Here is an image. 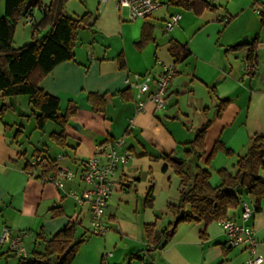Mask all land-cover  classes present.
I'll return each mask as SVG.
<instances>
[{"label": "crops", "instance_id": "crops-1", "mask_svg": "<svg viewBox=\"0 0 264 264\" xmlns=\"http://www.w3.org/2000/svg\"><path fill=\"white\" fill-rule=\"evenodd\" d=\"M39 1L42 6L35 5L29 9L16 24L14 46L31 40L35 25L43 17V6L50 2ZM161 1L163 5L145 19L129 20L127 9L118 7L115 0H100L94 17L91 9L77 13L76 16L88 13L91 25L81 24L77 29L74 60L57 64L38 86L59 98L61 112L69 101L76 105V112L64 129L65 145H69L70 121L77 122L78 128L85 132L77 137L76 155L70 159L63 153L55 154L48 149L35 154H47L53 158L60 154L62 159L58 164L80 171L82 163L93 154L96 144L125 134L126 146L132 156L114 170V188L103 217L109 230L98 238V246L89 252L85 264H100L101 260L104 264H141L142 261L148 264H246L248 251L245 245L229 246L217 220L206 226L184 222L178 232L177 227L182 225L179 222L170 236L163 233L167 237L160 242H165L163 246L147 253L149 239L159 236L173 221L174 217L166 205L178 203L180 178L173 163H179L172 157L184 160V170L190 176L197 167L205 168L211 175L210 183L216 185L219 182L216 170L225 167L234 172L236 163H230L235 166L233 170L226 164L236 154L240 157L246 153L254 134H264V35L261 31L255 33L251 40L241 41L240 35L246 29L239 35L233 33L234 29L229 33L225 32L229 31L227 28L217 29L220 42L209 48L208 35L196 38L208 21L191 29L189 19L191 15L204 19L205 13L217 10L216 4L215 9L197 15L169 0ZM257 2L262 1H254ZM180 9L185 11L182 13ZM3 13L4 0H0V16ZM173 13H179L180 18L171 29L165 30L164 23ZM222 19L220 21L223 22ZM144 26L150 28V35L140 45ZM47 28H41L36 35H42ZM254 38H257L252 61L255 68L245 74L242 70L247 60L245 42ZM174 41L189 50V54L179 62L174 61L169 50ZM239 60L242 63L237 66ZM163 65H173L175 70L168 83L165 106L156 109L151 101H147L144 109L137 111L135 89L127 86L126 78L133 73L155 77L161 73ZM91 92L105 95L103 111H95L88 102L87 95ZM224 98L229 101L218 111V99ZM0 99V106H6L0 118V235L6 227L12 235L20 233L22 241L37 233L48 238L69 221L79 224L87 221L89 224L88 204L78 205L67 195V191L84 186L78 176L65 181L64 187L59 188L48 180L49 176H56L54 171H48L42 178L40 174L44 168L38 167L36 176L28 175L24 169L31 158H22L24 151L18 147L19 140L25 130L24 119L29 121L33 117L34 121L28 96L22 94ZM82 105L85 110L89 109L84 116H81ZM208 121L203 153L188 156L189 142L196 130ZM130 122L132 127L128 129ZM16 126L20 128L13 134ZM34 128L38 129L35 122ZM216 141L231 149L232 154L228 156L218 151L206 161ZM166 154L170 157H165ZM149 188L152 189L153 202L148 206L145 198ZM243 197L253 200L247 194ZM241 211L239 204L228 211V216L237 219ZM246 223L253 226L257 253L264 256V200ZM147 224L153 225L151 237L144 228ZM203 229L205 233L201 236ZM7 248L0 244V262L16 264L17 255L13 251L6 252ZM26 250L30 252L32 249Z\"/></svg>", "mask_w": 264, "mask_h": 264}, {"label": "trees", "instance_id": "trees-1", "mask_svg": "<svg viewBox=\"0 0 264 264\" xmlns=\"http://www.w3.org/2000/svg\"><path fill=\"white\" fill-rule=\"evenodd\" d=\"M66 1L50 0L47 5L43 6V17L35 25L31 40L20 46H14L13 33L22 17L21 11L26 0H4V13L0 16V97L27 95L28 102L33 109L35 127L42 129L47 122L56 124L60 127V131L51 132L50 137L61 146H65L64 129L69 119L74 116L76 105L73 101H69L64 112H61L59 98L44 92L38 84L57 64L74 60L73 47L77 29L81 24L91 25L88 23L90 19L88 13L75 17L67 15L64 10ZM169 2L191 10L197 15L216 8L210 0H169ZM257 3L260 4L259 21L261 25H264V2ZM36 6H42L39 0H36ZM45 26L48 27L45 33L40 36L36 35ZM149 35L150 28L144 26L139 44H144L149 39ZM245 45L247 46L246 59L253 61L257 38L248 43L245 42ZM169 50L175 62L181 61L189 54L187 47L175 41L171 43ZM87 99L95 111L105 109V95L91 92L87 95ZM228 101L227 98L218 99V111H221ZM5 110L6 106L1 105L0 118ZM208 123L209 121L196 130L194 138L189 142L190 148L186 150L188 156L203 153V137ZM218 151L228 156L232 154L231 149L221 141H216L206 161H209ZM45 156L50 158V163L41 171L40 177L42 178L47 175L48 171L57 173L59 168L64 167L55 163L52 156L47 154ZM165 157L169 158L170 155L166 154ZM184 164V160L179 164L173 163L175 172L180 178L179 199L177 204L166 205L172 217L181 209L183 210V216L179 222H197L206 226L219 218L228 217V211L238 207L240 200L246 194L257 203L256 210L259 209L261 200H264V180L259 177V170L264 169V134H254L251 137L246 153L236 161L234 172L225 167H219L216 170L219 178L216 185L210 183L211 175L205 168L197 167L190 176L184 170ZM28 167L26 163L24 169ZM145 200L148 206L152 205L151 188ZM78 224L79 222L69 221L48 238L37 233L36 239L43 242V249L33 248L25 257L14 252L17 255L16 264H72L80 243L83 241L82 235L78 239L75 238ZM171 224L172 222H169L159 236L149 239L147 253L149 250L164 245L165 242H160L167 238L163 233ZM144 228L148 237H151L153 225L147 224ZM204 233L203 229L200 235L203 236ZM8 251L11 250L7 248L6 252ZM100 264L104 262L101 260Z\"/></svg>", "mask_w": 264, "mask_h": 264}, {"label": "built area", "instance_id": "built-area-1", "mask_svg": "<svg viewBox=\"0 0 264 264\" xmlns=\"http://www.w3.org/2000/svg\"><path fill=\"white\" fill-rule=\"evenodd\" d=\"M115 1L118 7L127 9L129 20L145 19L163 5L161 0ZM179 18V13L170 14L164 23V29H171L177 24ZM223 20H227V18H223ZM254 68L255 65L252 61L245 60L242 70L245 74H248ZM174 72L173 65H163L161 73L155 77L150 74L140 75L133 73L126 78L127 86L135 89L134 103L137 111L143 110L147 101H151L156 109H162L165 106L168 83ZM151 84H153V88H151ZM130 127H132L131 122L128 129ZM131 156L132 153L126 146L125 134H122L96 144L93 154L82 163L80 171L61 167L57 170L56 176H49L48 180L59 188L64 187L65 181L72 180L77 176L84 183V186L79 190L71 189L67 191V195L73 198L78 205L88 204L91 233L104 235L109 230L103 217L114 188L112 176L116 167L127 163ZM60 159H62V155L58 154L55 156L54 162L58 163ZM49 163L50 158L44 154H36L29 161L26 173L30 176H36V169L38 167L46 168ZM240 205L242 211L237 219L228 216L217 219V223L226 234L229 246L245 245L248 251V256L245 260L246 264H262L264 263V256L257 253V239L254 235V228L246 223L254 214L257 203L251 199L243 198L240 200ZM0 244L6 245L17 255L27 256L28 252L20 233L12 235L9 229L4 227L0 235ZM141 264L148 263L142 261Z\"/></svg>", "mask_w": 264, "mask_h": 264}, {"label": "rangeland", "instance_id": "rangeland-1", "mask_svg": "<svg viewBox=\"0 0 264 264\" xmlns=\"http://www.w3.org/2000/svg\"><path fill=\"white\" fill-rule=\"evenodd\" d=\"M41 1L43 3L49 2V0H41ZM99 1L100 0H67L65 4V13L69 16L75 17L77 13L82 14L86 11V9H91L90 11L92 17H94L96 15V10H97L96 8L99 5ZM254 1L256 0H213L212 2L217 5L216 8L217 10L213 12L209 11L205 13V17H204L205 20L198 19V17L191 15L189 19L190 28L191 29L196 28V25H200L199 23H204V21H208L206 28H204L203 30L201 29L202 31L200 30V33L196 38H202L205 35H208L209 44L211 45L209 48H211L213 44L216 45L217 43L220 42L218 37L219 35L216 34L217 29H220L219 31H221L224 28L229 29V31H225L226 33H229L230 30L232 32L234 29L235 32L233 33H236L237 35L240 34V31L246 29L245 30L246 32H243V34L240 35L241 41L251 40L254 37L255 33H257L258 31H261L262 33L261 35H264V26L260 25L259 15L257 13L260 4L254 3ZM259 1L264 2V0H259ZM179 11L183 13L185 10L180 9ZM222 17L227 18V20L222 19L223 22L220 21V18ZM19 24L21 25V22ZM29 27L30 26H28L27 28ZM16 41L18 42V39ZM241 63H242L241 60L237 61V66H239ZM0 103H2L1 99H0ZM61 108L62 109L64 108L63 104L61 105ZM86 110L82 105L81 116H84ZM77 125H78L77 122L75 123H72V121L69 122L68 125L70 126V129L68 130L69 145L67 144L65 146H61L58 145L56 142L52 141L50 137L51 132L60 131L59 127L56 124H54L53 122H47L42 130H38L34 128L33 117H31L29 121L24 119L23 126L25 127V130L23 132V136L21 137V140H19L20 142L18 146L20 147L21 151H24L22 158L32 159V157L36 155L35 154L36 151H44L46 149H48L50 152L51 151L55 152V154L57 152L63 153L65 157L68 159L72 158L76 153L75 149L77 147L76 145L77 137L83 132H85L83 129L78 128ZM17 128H20V126H16V128L14 127L13 134L15 133V130ZM13 143L15 144L16 142ZM237 155L238 154H236L234 157L231 158L230 160L231 162H229V164H226V166L231 170H233L235 166L234 165H233L234 167L231 166L230 163L233 164L236 163V160L239 157ZM261 174L262 176L260 177ZM259 177L260 179L264 177V169L259 170ZM180 224L182 225H179L177 227L178 232H180L182 228L181 226H184L183 224L185 223L182 221V223ZM81 235L83 236L84 240L80 243L79 250L77 251V254L75 255L72 261L73 264H85L87 262V257L89 255V252L92 249H94L96 246H98L97 240L98 238L102 237V235L91 233L90 222L88 224L87 221L84 222L83 224L77 225L75 238L78 239L79 237H81ZM23 241L27 249H33V248H36L38 250L43 249V242L40 239H36L35 234L29 237H25ZM0 264H6V263L4 261H1Z\"/></svg>", "mask_w": 264, "mask_h": 264}, {"label": "water", "instance_id": "water-1", "mask_svg": "<svg viewBox=\"0 0 264 264\" xmlns=\"http://www.w3.org/2000/svg\"><path fill=\"white\" fill-rule=\"evenodd\" d=\"M36 5V0H26L23 10L21 11V15L24 16L29 9H31L32 7H34ZM173 160H175L177 163H180V158L173 156L172 157ZM258 177V176H257ZM183 216V210L181 209L173 218L172 224L171 226L165 231V235L166 236H170L174 227L176 226V224L181 220Z\"/></svg>", "mask_w": 264, "mask_h": 264}]
</instances>
